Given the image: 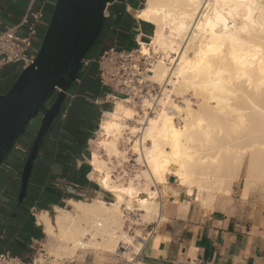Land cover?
<instances>
[{
  "label": "bare ground",
  "instance_id": "1",
  "mask_svg": "<svg viewBox=\"0 0 264 264\" xmlns=\"http://www.w3.org/2000/svg\"><path fill=\"white\" fill-rule=\"evenodd\" d=\"M203 2L212 4L208 9L211 18L219 11L229 20L230 32L235 31L231 27L233 16L239 17L235 20L238 28L248 29L247 35L241 34L245 46L240 48V58L248 65L247 70L241 68L239 79L235 73L221 76L214 92L194 88L180 72L182 67H189L185 37L189 32L203 33L204 29H193L191 25L198 21L189 19L174 0H144L134 16L153 27L150 42H139V50L141 55L154 58L145 78L147 75L146 81L160 87L157 106L148 115L145 109L150 107V99L142 101V113L129 102L114 99L103 111L97 138L91 141L89 179L109 194L112 202L98 198L69 200L67 205L74 212L56 208L53 218L47 212L39 214L38 223L43 227L52 257L73 260L78 252L91 251L132 261L152 231L143 236L139 230L131 237L124 230L129 219H125V212L136 209L148 225L160 223L159 190L168 186V177H174L179 187L206 202L217 194H230L243 168L244 193L254 183L264 182V141L259 128L264 112L260 75L264 59V0H249V6L243 8L234 3L226 6V0H220L219 8L216 0ZM249 43L251 48L246 46ZM249 75L251 86L245 79ZM209 114L215 119H208ZM121 144L129 146L140 166L134 177H128L126 172V179L119 177L114 170V161L121 164L128 158V149H121Z\"/></svg>",
  "mask_w": 264,
  "mask_h": 264
},
{
  "label": "crops",
  "instance_id": "2",
  "mask_svg": "<svg viewBox=\"0 0 264 264\" xmlns=\"http://www.w3.org/2000/svg\"><path fill=\"white\" fill-rule=\"evenodd\" d=\"M31 1L0 0V27L17 25ZM55 2L33 0L32 10H40L44 16L37 40L44 33ZM139 5L140 0H114L106 28L103 27L105 31L102 30L87 56H97L111 45L128 49L135 45V40L149 43L153 27L135 18ZM20 73L17 65L0 71V95L11 88ZM79 75L81 84L73 82L67 88L59 117L39 142L22 203L18 201L21 173L38 136L41 113L28 121L0 163V252L33 257L35 250L43 246L45 236L38 223L39 214L47 212L51 217L56 208L67 206L69 200L105 197L97 183L89 179V159L99 119L116 98L100 87L94 65ZM56 97L57 94L51 96L46 108ZM244 179L243 169L230 194H217L206 202L179 187L174 177H168V186L162 192V197L167 196L160 210L163 219L154 225L139 255L132 261L124 258L123 261L111 253L92 252L77 255L74 261L76 264H264V182L252 185L244 193Z\"/></svg>",
  "mask_w": 264,
  "mask_h": 264
},
{
  "label": "water",
  "instance_id": "3",
  "mask_svg": "<svg viewBox=\"0 0 264 264\" xmlns=\"http://www.w3.org/2000/svg\"><path fill=\"white\" fill-rule=\"evenodd\" d=\"M113 0H56L37 56L4 94L0 95V163L28 121L43 111L37 138L23 166L19 203L28 182L40 140L59 117L65 91L82 68V59L97 44L105 22V11ZM61 89L50 108L45 103Z\"/></svg>",
  "mask_w": 264,
  "mask_h": 264
},
{
  "label": "built area",
  "instance_id": "4",
  "mask_svg": "<svg viewBox=\"0 0 264 264\" xmlns=\"http://www.w3.org/2000/svg\"><path fill=\"white\" fill-rule=\"evenodd\" d=\"M113 3L114 0L107 6V9ZM32 5L33 0L17 25L0 27V71L9 65H17L22 72L33 64L37 56L49 21L46 23L42 37L37 40L39 25L44 16L40 10L33 11ZM107 9L104 14V25L108 17ZM109 28L112 29V26ZM139 48L140 45L135 40V45L128 49L111 45L97 56L92 58L85 56L82 59L79 74L85 68L94 65L96 79L102 89L108 90V95L127 101L129 105L139 109L144 99H150V107H147L145 111L148 115H152L157 106L155 100L160 97L161 91H159L160 87L156 90L155 84L146 81V71L151 67L154 58L141 55ZM79 74L74 79L77 86L81 84ZM60 92L61 89L56 87L54 95ZM66 105L67 108L70 107V103ZM39 113L43 115V111ZM0 264H76V262L71 259H56L45 252L43 246H40L31 258L0 252Z\"/></svg>",
  "mask_w": 264,
  "mask_h": 264
},
{
  "label": "snow or ice",
  "instance_id": "5",
  "mask_svg": "<svg viewBox=\"0 0 264 264\" xmlns=\"http://www.w3.org/2000/svg\"><path fill=\"white\" fill-rule=\"evenodd\" d=\"M174 2L182 7L189 19L198 21V23L191 25L193 29H204L203 33L189 32L185 37V43L188 45L189 67L186 69L182 67L180 69L181 74L185 75L187 81L194 88L198 86L204 92L209 90L214 92L221 83L219 79L221 76L235 73L236 78L239 79L241 68L245 71L248 68L245 61L240 58V48L245 46L241 34L247 35L248 29L237 27L235 20L239 17L233 16L231 27L235 31L230 32L229 20L224 18L219 11L216 12L214 19L211 18L208 11L212 7L211 3H204L203 0H174ZM230 3H234L237 8L249 6V0H226V6ZM219 4L220 0H216L217 8H219ZM262 8H264V5H262ZM193 11L197 14L192 15ZM229 15H232V13H229ZM262 16H264V13H262ZM205 21H207V24H205ZM262 23H264V20H262ZM183 26L181 25V27ZM209 29L211 33L208 32ZM209 35L211 39H209ZM246 46L248 48L252 47L250 43ZM256 51L260 50L256 49ZM193 53L195 58H192ZM252 59H255V56H252ZM260 75L261 83L264 84V59H261ZM245 79L248 85L251 86V76H245ZM197 81L200 82L199 85L196 84ZM261 101L264 103V90L261 91ZM208 119L213 120L215 117L209 114ZM200 120L203 123V116L200 117ZM259 128L262 141H264V112L260 116Z\"/></svg>",
  "mask_w": 264,
  "mask_h": 264
},
{
  "label": "rangeland",
  "instance_id": "6",
  "mask_svg": "<svg viewBox=\"0 0 264 264\" xmlns=\"http://www.w3.org/2000/svg\"><path fill=\"white\" fill-rule=\"evenodd\" d=\"M143 5H144V0H140V5H139V9L140 8H142L143 7ZM104 27L106 28V25H104ZM152 27V26H151ZM152 30H153V28H152ZM103 31H105V29L103 30ZM151 38V37H150ZM94 49V48H93ZM92 49V50H93ZM91 50V51H92ZM91 51L89 52V53H91ZM146 78H147V75H146ZM155 87H156V90H157V87H159L158 85H155ZM159 91H161L160 90V88H159ZM158 91V92H159ZM188 98H191V101L193 102V101H195L196 103H197V100L195 99V98H193V97H188ZM193 98V99H192ZM196 103H195V106H196ZM111 104H109V106H110ZM106 110V109H105ZM136 110H138L139 112H141L142 110L141 109H139V108H136ZM142 113V112H141ZM102 117V116H101ZM101 117H100V119H101ZM99 119V120H100ZM99 123H100V121H99ZM98 128H99V125H98ZM97 134H98V130H97V133H96V138H97ZM95 138V139H96ZM95 139H93V140H95ZM120 147H121V149H124V148H126V149H128L127 150V155H126V157H128L127 158V161L124 163V162H122L121 161V164H118L117 162H115L114 161V165H115V167H116V169H114L115 171H116V175H118L119 177H124L125 179L127 178V177H125V172H126V174H127V176L128 177H134V175L135 174H137L136 172L140 169V166H138L137 165V163L135 162V160H136V156H134L133 154H132V152L130 151V149L128 148L129 146L128 145H126V144H121L120 145ZM91 150H92V147H91ZM101 156H102V158L103 159H105L106 157L104 156V153H101L100 154ZM117 164H118V166H117ZM244 169V168H243ZM256 183H259L260 184V182H256ZM255 184V183H254ZM253 184V185H254ZM165 189V188H164ZM164 189H160L159 190V196H160V202H161V204H162V206H163V204H164V202L167 200V196H166V194H165V197H162V192H163V190ZM101 194H104L105 195V197H104V199H102V197H100V198H98V197H96V198H98V199H100V200H104V201H106V202H112V197L109 195V194H107V193H105V192H103V191H101ZM102 196V195H101ZM82 201V200H81ZM86 201H90V200H86ZM62 209H65V210H68V211H70V212H74V210L71 208V207H69L68 205L67 206H63L62 207ZM128 214V215H127ZM140 214H141V212H139V211H137L136 209H134L131 213H127V212H125V215H126V218L125 219H127V218H129V219H127L128 221H126L125 222V226H124V230L125 231H127V233L131 236V237H133V236H135L136 235V233H137V231H138V233H139V230L142 232H140L141 233V235H143V236H146L149 232H151V231H153L154 230V225L157 223V222H155V220H157V219H153V222H155V223H152L151 225H148L147 223H145V222H143V220H142V217L140 216ZM55 216V212L53 213V214H51V218H53ZM128 216V217H127ZM162 217V216H161ZM163 219V218H162ZM130 220H132V221H130ZM137 221V222H136ZM131 222V223H130ZM130 228V229H129ZM129 229V230H128ZM136 232V233H135ZM45 239H46V237L44 236V243H43V249L45 250V252H49L48 254H50V248H49V246H46L47 245V242L45 241ZM46 242V243H45ZM87 253H92L91 251H88V252H85V253H81V252H78V254L77 255H82V254H87ZM76 255V256H77ZM111 255H113L114 257H117L118 259H120V260H123V261H125L123 258H121L120 256H116V254H111ZM73 260H75V257H74V259Z\"/></svg>",
  "mask_w": 264,
  "mask_h": 264
},
{
  "label": "trees",
  "instance_id": "7",
  "mask_svg": "<svg viewBox=\"0 0 264 264\" xmlns=\"http://www.w3.org/2000/svg\"><path fill=\"white\" fill-rule=\"evenodd\" d=\"M110 8H111V6L107 9V14L109 13V11H110Z\"/></svg>",
  "mask_w": 264,
  "mask_h": 264
}]
</instances>
